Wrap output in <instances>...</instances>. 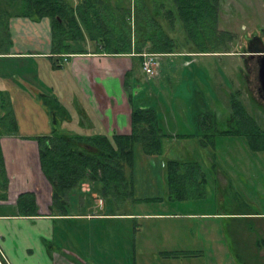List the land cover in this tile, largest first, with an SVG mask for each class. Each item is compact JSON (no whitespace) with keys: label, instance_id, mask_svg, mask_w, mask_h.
Wrapping results in <instances>:
<instances>
[{"label":"rangeland","instance_id":"obj_1","mask_svg":"<svg viewBox=\"0 0 264 264\" xmlns=\"http://www.w3.org/2000/svg\"><path fill=\"white\" fill-rule=\"evenodd\" d=\"M102 2L105 11L110 7L121 9L120 11L130 10L133 37L139 36L136 33L137 19H140V23L144 20V24H147L146 21H149L147 15L155 16L156 12L175 9L173 0H102ZM144 15L146 18H141ZM119 16L121 18L122 13L117 10L114 17L110 14L108 19H116ZM159 20L169 25L167 19ZM174 23L173 26L165 28L175 39L176 50H194L187 41L180 19ZM15 26L19 27V21L13 24V27ZM218 26L220 30L229 33L228 39L224 42L234 53H206L194 57L176 53L169 57L159 54L157 59L161 63V69L160 66H156L155 77L149 78L135 58L138 65L127 78L128 84L137 83L133 95L135 105L150 107V103L157 104L158 107L155 108L157 112L164 113L169 111L163 108L165 103L170 106L179 104L181 109L177 107L174 109L180 117V123H186L193 129L188 108L190 102H186L183 97L185 88L189 89V86L196 82L204 99V103L197 109L198 112L213 113L219 130L235 126L232 122L234 103L229 99L235 95V91H240L237 89L240 84L244 90L249 87L244 83L248 69L247 58L240 52L250 46L251 38L264 37V0H220ZM23 28L22 33L26 34L33 30L32 27ZM84 45L91 51L95 49V44L88 37ZM225 45L214 43L212 48L220 50ZM236 52L240 54L236 55ZM42 60L35 57L0 59V74L5 73L6 80L12 85L10 104L19 119V133L22 134L42 132L41 134L45 135L49 134L48 130L51 131L52 128L45 108L37 99L36 91L29 86L58 93L54 85L56 77L52 73L53 66L51 67L53 61ZM44 61L49 65L45 66ZM42 63L45 66L43 70L46 68L48 72L39 77L35 73H39ZM70 79L73 84L74 80L71 77ZM188 80L193 82L189 83ZM150 91L153 92V96L150 95ZM242 98L249 114L264 129V100L261 102L252 100L249 94H243ZM194 111L196 109H191V112ZM165 142L167 144L163 143L160 158L166 161L169 159L197 161L200 164L207 179L201 194L203 197L188 202L170 200L167 186L165 195L170 201L164 205H132L126 200L127 204L123 202L124 206L120 205L119 210L122 213L158 212L164 214V217L142 216L143 218L135 220L130 217L131 219H123L120 222L107 220L105 226L94 225L95 229H103L106 234L98 231L94 237L95 247L92 251L94 264H245L246 261L240 258L239 247L242 245L244 249L249 250L251 246L257 244L255 236H264V151H253L248 139L242 136L218 135L214 149L210 151L205 150L194 138L173 145L169 144L170 140ZM141 155V150L137 149L138 167L143 163ZM82 188L83 185L73 197L78 196ZM135 192L137 195H149L150 189L142 186L135 189ZM111 208L113 207H110V210ZM175 214L194 216L189 218L172 216ZM136 220L143 226L142 232L136 233ZM64 226L68 228L67 224ZM115 228L121 232H117ZM124 229L130 233H125ZM67 233L57 231L55 241L58 240L63 245L68 244ZM174 246L179 248L187 246L192 250L191 255L180 253L177 255L182 257H163L171 253L166 248ZM1 261L6 264L4 258Z\"/></svg>","mask_w":264,"mask_h":264},{"label":"trees","instance_id":"obj_2","mask_svg":"<svg viewBox=\"0 0 264 264\" xmlns=\"http://www.w3.org/2000/svg\"><path fill=\"white\" fill-rule=\"evenodd\" d=\"M175 9L156 12L148 16L149 21L137 19L136 33L133 37L131 12L129 9L108 7L102 0H0V59H17L13 56L11 20L29 18L40 21L48 18L51 24V56L53 68H60L64 57L74 54L132 55L142 61L144 50L156 54H171L176 50L175 39L165 27L174 25L180 19L186 38L196 54L229 53L225 45L228 32L219 29L220 0H173ZM113 9V10H112ZM122 13L116 19L115 11ZM129 16V17H128ZM141 18H146L144 15ZM159 18L167 19L169 25ZM164 23V24H163ZM146 25V27L144 26ZM171 26V27H172ZM123 28V29H122ZM89 38L94 50L85 47ZM219 38V39H218ZM261 37H254L249 48H255ZM214 43L225 45L213 49ZM262 49V48H260ZM146 52V51H145ZM254 52V51H251ZM56 57V58H55ZM56 59V60H53ZM130 72L127 73V78ZM7 94V93H6ZM0 91V138L8 133L19 131L17 116L8 97ZM8 95V94H7ZM40 98L47 107L52 126L49 134L38 135L41 168L52 186L51 212L58 216L70 213V198L79 191L84 183L94 186L102 197L122 202L135 195V165L137 149L148 156H161L165 138L171 137L154 107L135 106L131 115L130 134L112 136L93 129L91 133H76L69 129L72 120L70 110L57 95L40 92ZM232 122L235 126L219 130L213 113H198L202 121V133L180 135L196 138L205 150L214 149L218 135L242 136L248 139L253 151H264V129L249 114L240 100L233 101ZM80 125L86 126L88 118L85 109L75 104ZM4 112V113H3ZM210 121V124L207 122ZM210 128V129H209ZM212 152V151H211ZM213 153V152H212ZM165 164V178L171 200L188 201L203 197L201 194L207 184L206 174L197 161L169 159ZM9 179L5 160L0 146V190L2 198H7ZM19 213L22 216L39 215L34 192H23L17 199ZM256 228V226H254ZM254 248L264 247V236H255ZM252 247V246H251ZM171 252L170 256L177 255ZM169 254V253H168ZM191 255V253H190ZM261 259L260 252L255 256ZM1 260L2 257L0 256Z\"/></svg>","mask_w":264,"mask_h":264},{"label":"crops","instance_id":"obj_3","mask_svg":"<svg viewBox=\"0 0 264 264\" xmlns=\"http://www.w3.org/2000/svg\"><path fill=\"white\" fill-rule=\"evenodd\" d=\"M17 21H19V27H13V24ZM10 25L13 39V54L11 55L22 58L35 57L41 61H43L42 59H51L49 56H51L52 34L48 18L40 21H33L29 18H16L11 20ZM22 25L26 27L23 28ZM29 27L33 28L31 33H22V28L29 29ZM259 42L260 44L254 47V49H259L247 48L240 52L241 54L244 53L247 58L248 69L245 73L244 83L249 87L244 90L240 84V87L237 88L240 91H235V95L230 99L228 98L230 102L240 100L246 109L247 106L242 98L243 94H249L252 100L259 102L264 100V89H262L259 80L260 66L258 59V54L264 53V38ZM177 51L171 54H160V56L169 57L175 55V53L191 57L200 55L190 52L191 50ZM232 53L234 52L231 51L228 54ZM240 53L236 52L235 54L239 55ZM135 58L137 57L132 55L74 54L69 58L64 57L63 61H60L62 65L60 68L54 69L51 65L52 73L56 77L54 82L56 84L54 85L55 89L58 90L57 94L45 89L43 91L32 85L29 86L36 91L37 99L46 112L47 107L40 98V92L57 95L72 115V120L65 122V124H70L69 129L76 133H91L93 129H96L97 132H104L110 136L130 134L132 131L131 115L133 108L137 106L134 103L135 98H133L137 83L128 84L126 76L128 72L131 74L138 62L142 67V61L137 58L138 62L136 64ZM160 64L159 62V66ZM44 65H49V63L44 61ZM41 66L39 67V73H35L36 76L41 77L43 73L48 72L46 68L43 70V67H45L43 63ZM161 72L162 70L157 78ZM5 76V73L0 74V91L8 94L6 96L10 103L12 85L6 80ZM70 77L74 80L73 84ZM188 82L192 83L193 80H188ZM150 95L153 96L152 91H150ZM183 98L186 102H190L188 108H190V120L193 129H190L186 123H180V117L174 109V107L181 109L179 104L170 106L165 103L163 108L169 111L159 113L164 128L172 135L165 138V141L170 140L169 144L172 145L182 143L185 139L194 138L190 136L181 137L180 135H197V133L205 131L204 128L201 130V124L203 123L197 117L199 113L197 109L201 103H204L199 84L195 82L194 85L189 86V89L185 88ZM75 104L85 109L88 115V118L84 120L86 126L80 125ZM150 107L156 108L158 105L150 103ZM170 108H173L174 111ZM191 109H196V111L191 112ZM48 117L50 122L49 114ZM17 120L19 122L18 117ZM207 122L210 124V121ZM48 131L50 132V129ZM41 133L22 134L18 131L15 134L8 133L0 138V146L9 179L7 198H2L1 194L3 192L0 191V252L6 264H94L92 255L95 247L94 237H96L98 231H102L103 235H106L103 229L97 230L94 225L105 226L107 220L120 222L123 219H131L130 217H133V220L143 218L142 216L164 217V214L158 212H156L157 214H134L132 212L122 213L119 210L120 205L124 206L125 203L123 202H126V204L130 202L132 205L156 204L158 206L171 200L165 195L167 183L163 161L166 160L159 156H148L142 151L141 160L143 163L139 167L137 163L135 165V189L137 190L138 187L142 186L149 188V195H137L135 192L133 198L127 199L128 202L126 200L118 202L111 198L102 197L97 190H94L93 185L85 183L78 196H71L70 214L68 216L53 214L51 212L52 186L42 171L39 144L35 139L38 135H44ZM29 191L34 192L36 195L39 212L37 216H22L19 213L17 199L21 193ZM110 207L114 209L111 208V211ZM172 216L189 218L194 215L175 214ZM64 224H67L68 228H65ZM135 224L137 226L136 233L142 232L143 226L137 220ZM79 228L81 229L79 230ZM115 229L117 232H121L118 228ZM59 230L68 232V244L63 245L58 240L55 241L56 233ZM124 232L130 233L126 229H124ZM135 247H137V241ZM166 249L169 252L181 253L187 256H190V252H192L187 246L184 248L174 246V248L167 247ZM238 250L240 258L246 261L245 264H264V247L260 250L250 247L247 250L241 245ZM259 252L261 259L256 260L254 256ZM182 255L180 256L182 257ZM180 256L167 254L163 257L178 258Z\"/></svg>","mask_w":264,"mask_h":264},{"label":"built area","instance_id":"obj_4","mask_svg":"<svg viewBox=\"0 0 264 264\" xmlns=\"http://www.w3.org/2000/svg\"><path fill=\"white\" fill-rule=\"evenodd\" d=\"M141 55H142V68L144 72L150 77H155V73H156L155 67L159 66V61L157 59L159 54L144 52ZM0 256L3 258L2 254ZM0 264H3L1 258H0Z\"/></svg>","mask_w":264,"mask_h":264},{"label":"water","instance_id":"obj_5","mask_svg":"<svg viewBox=\"0 0 264 264\" xmlns=\"http://www.w3.org/2000/svg\"><path fill=\"white\" fill-rule=\"evenodd\" d=\"M258 59H259V80L261 83L262 89H264V53L258 54Z\"/></svg>","mask_w":264,"mask_h":264},{"label":"flooded vegetation","instance_id":"obj_6","mask_svg":"<svg viewBox=\"0 0 264 264\" xmlns=\"http://www.w3.org/2000/svg\"><path fill=\"white\" fill-rule=\"evenodd\" d=\"M256 37H257V36H256ZM262 38H264V37H262ZM253 39H254V37L251 38V39L249 40V44H250V41L253 40ZM248 48H249V47H248ZM263 96H264V93H263Z\"/></svg>","mask_w":264,"mask_h":264}]
</instances>
